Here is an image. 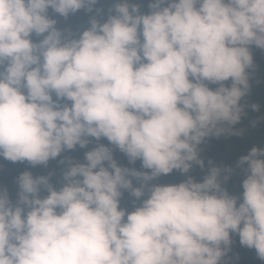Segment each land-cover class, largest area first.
<instances>
[{"label": "clouds", "instance_id": "9594fccd", "mask_svg": "<svg viewBox=\"0 0 264 264\" xmlns=\"http://www.w3.org/2000/svg\"><path fill=\"white\" fill-rule=\"evenodd\" d=\"M100 4L0 0V157L62 166L0 187V264H233L234 236L264 261V147L189 175L207 138L243 134L264 0ZM81 10L86 27L57 26Z\"/></svg>", "mask_w": 264, "mask_h": 264}, {"label": "trees", "instance_id": "16d2710c", "mask_svg": "<svg viewBox=\"0 0 264 264\" xmlns=\"http://www.w3.org/2000/svg\"><path fill=\"white\" fill-rule=\"evenodd\" d=\"M142 3L144 4V10H146L147 0H142ZM110 6L111 0H101V4L98 5V7L104 9L105 14ZM49 11L51 14V9ZM90 15L81 10L76 14L70 15L67 20L59 16L55 18L58 20V27L70 28L73 31H77L87 26ZM252 52L255 69L250 70L251 88L249 94L241 101L242 104L247 106L246 115L243 117L241 123L236 125V128L241 129L243 134L240 136H221L219 138L210 137L206 139L200 146L202 149L200 155L205 160L206 167L204 170H201L198 166H194L189 173V175L195 176L198 180L202 179L206 174L209 160L214 164L235 167L239 157L247 154L251 147H264V50L253 47ZM212 87L215 86L213 85ZM252 104L259 105V110L253 111L250 107ZM101 142L107 143L106 140H102ZM84 151L78 148L76 151L62 153V157L71 156L82 161ZM116 156L119 162L127 164V160L122 154L117 152ZM59 159L50 161L45 168L44 166L31 167L26 162L13 163L0 157V187L6 186L14 197L17 191V185L15 183L16 177L26 170L32 171L34 175H46L48 172H54L53 181H56L59 179L60 168L62 167L58 164ZM135 166L139 168V161H137ZM185 178V175L174 170L168 175H162L153 181V183L176 184L182 182ZM243 179L244 173L240 169H236L224 187L231 194L240 195L243 191ZM122 204L131 210V203L127 193H125ZM228 258H231L233 264H264V261L257 258L254 249H248L240 245L238 236L233 237L232 250L226 259Z\"/></svg>", "mask_w": 264, "mask_h": 264}]
</instances>
